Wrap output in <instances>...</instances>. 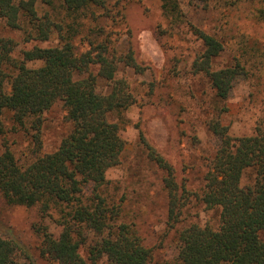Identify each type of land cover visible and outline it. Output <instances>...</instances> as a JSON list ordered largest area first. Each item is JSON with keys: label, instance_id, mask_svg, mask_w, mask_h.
I'll use <instances>...</instances> for the list:
<instances>
[{"label": "trees", "instance_id": "obj_1", "mask_svg": "<svg viewBox=\"0 0 264 264\" xmlns=\"http://www.w3.org/2000/svg\"><path fill=\"white\" fill-rule=\"evenodd\" d=\"M130 1L0 0V17L10 29L23 31L27 41L57 42L25 50L17 59L16 41L0 35V140L8 133V112L13 131L24 129L30 138L23 157L6 141L1 146L0 193L10 206H37L43 220L54 219L57 232L48 225L36 228L40 257L48 264H154L156 248L145 245L134 225L120 221L121 205L104 193L107 174L121 163L126 146L120 125L110 117L136 103L119 70L146 71L134 46L118 49L122 35L133 34ZM161 6L171 26L184 22L179 0H161ZM189 26L203 46L192 70L209 80L222 103L208 122L218 147L201 193L190 191L187 180L149 147V158L164 173L167 226L183 225L195 201L206 210L218 209L216 228L193 223L178 231L180 264H264V125L252 135L234 136L221 119L235 83L248 74L246 63L237 58L215 69L223 44ZM100 81L108 90L99 89ZM58 102L71 129L55 152L44 154L43 116ZM0 264L40 263L12 229L0 228Z\"/></svg>", "mask_w": 264, "mask_h": 264}, {"label": "rangeland", "instance_id": "obj_2", "mask_svg": "<svg viewBox=\"0 0 264 264\" xmlns=\"http://www.w3.org/2000/svg\"><path fill=\"white\" fill-rule=\"evenodd\" d=\"M179 3L184 22L177 26H171L164 16L161 0L128 3V22L133 34L132 37L123 34L118 49L127 52L134 46L146 71L137 74L121 66L118 77L128 80L136 103L110 117L120 125L126 146L121 163L107 174L104 193L121 205L120 221L134 225L145 245L156 248L154 264H180L177 234L182 227L193 223L214 228L219 225V210H206L195 201L187 210L183 225L169 230L164 173L149 158L151 147L176 169L180 179L187 180L190 191L201 193L208 165L218 147L208 122L219 113L222 103L209 80L192 70L203 46L189 25L216 36L223 44L224 51L215 59V69L233 65L237 58L246 63L248 74L235 83L227 102L229 110L221 116L223 124L230 127L234 136L252 135L258 125H264V0H179ZM0 35L16 41L17 59L22 58L25 50L57 44L55 40L27 41L23 31L10 29L1 17ZM108 88L106 82L100 81V90ZM5 124L8 133L0 140V153L6 141L21 157L29 150V135L24 129L13 131L9 112ZM70 129L63 104L58 102L43 116L42 152H55ZM40 225L58 231L54 219L43 220L39 207L10 206L0 193V228L12 229L40 264H48L40 257L41 239L36 232ZM260 236L264 240V232Z\"/></svg>", "mask_w": 264, "mask_h": 264}]
</instances>
